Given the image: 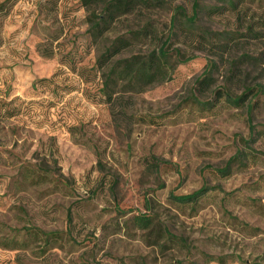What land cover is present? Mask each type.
Returning a JSON list of instances; mask_svg holds the SVG:
<instances>
[{"label":"rangeland","instance_id":"1","mask_svg":"<svg viewBox=\"0 0 264 264\" xmlns=\"http://www.w3.org/2000/svg\"><path fill=\"white\" fill-rule=\"evenodd\" d=\"M162 2L94 45L81 0H0V264H264V0L201 16L212 31L254 21L262 32L244 49L258 60L234 80L240 94L262 91L255 112L203 115L185 102L213 53L171 28L195 0ZM147 21L181 63L112 109L97 59ZM227 68L214 72L218 86ZM243 141L257 160L223 175ZM206 187L196 207L175 201ZM142 215L151 229L135 225Z\"/></svg>","mask_w":264,"mask_h":264},{"label":"trees","instance_id":"2","mask_svg":"<svg viewBox=\"0 0 264 264\" xmlns=\"http://www.w3.org/2000/svg\"><path fill=\"white\" fill-rule=\"evenodd\" d=\"M216 4H204L195 0L193 13L189 16L183 7H179L171 21L172 31L178 30L180 34L191 32L198 34V49L208 47L213 53L207 69L196 80L195 87L185 102L191 110L194 108L201 115L205 112L218 111L222 108L244 110L249 114L257 108L254 98L259 96L261 90L245 88L241 94L234 88L236 71L245 63H250L254 55L245 52V45L253 40L261 39V31L256 22L241 23L233 30L222 32L212 31L200 25L201 16L212 18L222 14L225 10L239 13V6L244 0H214ZM83 7L88 12V34L94 45L106 41L107 36L115 29L121 19L131 15H142L164 4L162 0H81ZM241 21V20H240ZM264 29V22L261 23ZM147 21L138 29L115 37L107 46L103 47L96 67L103 76L102 92L112 109L119 104L122 94H139L148 88L165 83L172 79L179 61L181 50H171L169 40L162 43L158 28ZM177 33V32H176ZM58 39V38H57ZM138 46L141 49H138ZM145 46V48H144ZM241 47V52L236 54ZM243 50V52H242ZM173 51H178L176 54ZM236 51V52H235ZM235 52V53H234ZM127 56L124 57L125 54ZM42 56L51 57L44 53ZM227 57V58H225ZM227 59V60H226ZM224 63L227 64L229 73L224 84L218 86L214 72ZM40 82V81H39ZM41 83H45L42 81ZM253 91V92H252ZM196 92V93H195ZM210 93V94H209ZM210 98V99H209ZM126 115L125 112H121ZM145 122H149L146 118ZM244 147L231 159L223 175H229L233 168L247 166L255 162L257 155L247 141ZM232 168V169H231ZM212 190L203 188L191 195L175 198L181 205L196 207L200 201ZM135 225L142 230L153 227V219L147 216L134 218Z\"/></svg>","mask_w":264,"mask_h":264}]
</instances>
